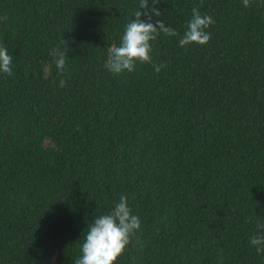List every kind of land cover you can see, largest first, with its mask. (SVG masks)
Listing matches in <instances>:
<instances>
[{"label": "trees", "instance_id": "1", "mask_svg": "<svg viewBox=\"0 0 264 264\" xmlns=\"http://www.w3.org/2000/svg\"><path fill=\"white\" fill-rule=\"evenodd\" d=\"M139 3L0 0V264H74L121 196L140 228L118 264H264V0H149L165 67L114 74ZM194 7L211 40L181 47Z\"/></svg>", "mask_w": 264, "mask_h": 264}, {"label": "clouds", "instance_id": "2", "mask_svg": "<svg viewBox=\"0 0 264 264\" xmlns=\"http://www.w3.org/2000/svg\"><path fill=\"white\" fill-rule=\"evenodd\" d=\"M158 4L159 0H153ZM245 7L250 6V0H243ZM139 9L134 13V19H130L125 25L119 45L113 44L107 50V60L104 67L114 74L124 71L133 72L136 64H152L154 71L159 73L164 64H155L152 59V41H155L160 33L167 36H176L177 32L165 25L159 19L155 23L152 17L161 15L159 9L149 7V0H140ZM142 17H147L145 22ZM215 20L208 14H201L199 8L192 9V19L187 24V30L179 40V45L185 47L190 44L206 45L211 40V35L206 31ZM67 41L63 40L62 49H53L50 55L55 57L57 70L63 75L66 71ZM13 55L6 46L0 45V73L12 75ZM66 81L61 79L60 87H64ZM259 229L264 230V224H258ZM140 228V219L133 215L128 206L127 198L121 196L114 209L107 214L97 216L91 224H88L84 242L81 246L82 255L74 261V264H118V257L127 251L131 237ZM250 243L256 246L258 253L264 252V234L253 235Z\"/></svg>", "mask_w": 264, "mask_h": 264}]
</instances>
